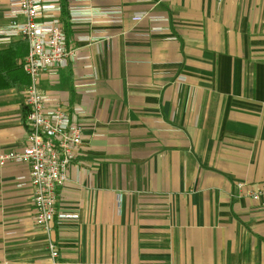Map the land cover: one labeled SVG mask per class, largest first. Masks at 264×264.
I'll return each instance as SVG.
<instances>
[{
  "label": "crops",
  "instance_id": "obj_1",
  "mask_svg": "<svg viewBox=\"0 0 264 264\" xmlns=\"http://www.w3.org/2000/svg\"><path fill=\"white\" fill-rule=\"evenodd\" d=\"M60 3L80 58L41 88L84 127L57 191L73 218L54 223L60 261L264 264V198L249 194L264 189V0ZM73 7L122 15L78 23ZM28 52L0 34V152L27 142ZM30 172L0 167V264H50Z\"/></svg>",
  "mask_w": 264,
  "mask_h": 264
},
{
  "label": "built area",
  "instance_id": "obj_2",
  "mask_svg": "<svg viewBox=\"0 0 264 264\" xmlns=\"http://www.w3.org/2000/svg\"><path fill=\"white\" fill-rule=\"evenodd\" d=\"M222 1V0H219ZM10 21L0 34L20 38L29 46L22 69L29 77L28 87L22 92L26 98L28 129L27 142L21 151L0 152V167L11 163L30 166V180L35 187L33 199L36 223L49 238L50 264H64L60 252L52 239L54 223L69 217L57 212L58 190L66 185L68 173L75 163L83 143L84 127L72 120L61 106L54 105L53 98L42 90L44 75L58 76L61 69L80 58L77 50L69 49L62 18L60 0H9ZM121 9L91 10L73 7L70 18L73 22L92 21L97 15L121 17ZM22 18V21H19ZM76 107V114L83 113ZM241 193L245 183H237ZM254 201L264 198V189L250 192ZM264 207V200H263ZM73 219V218H72Z\"/></svg>",
  "mask_w": 264,
  "mask_h": 264
}]
</instances>
